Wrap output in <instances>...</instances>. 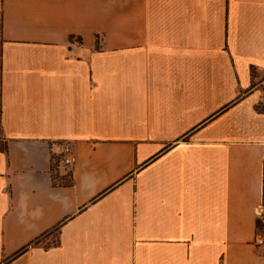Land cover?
I'll list each match as a JSON object with an SVG mask.
<instances>
[{
	"label": "crops",
	"instance_id": "crops-1",
	"mask_svg": "<svg viewBox=\"0 0 264 264\" xmlns=\"http://www.w3.org/2000/svg\"><path fill=\"white\" fill-rule=\"evenodd\" d=\"M259 207L264 0H0V264H264Z\"/></svg>",
	"mask_w": 264,
	"mask_h": 264
},
{
	"label": "built area",
	"instance_id": "built-area-1",
	"mask_svg": "<svg viewBox=\"0 0 264 264\" xmlns=\"http://www.w3.org/2000/svg\"><path fill=\"white\" fill-rule=\"evenodd\" d=\"M62 162L66 168H71L75 165L77 161V155L74 146L71 143H67L62 146ZM257 216L260 218L261 224L264 226V214L262 207H259L256 212ZM254 244L259 248H264V227L254 238Z\"/></svg>",
	"mask_w": 264,
	"mask_h": 264
},
{
	"label": "rangeland",
	"instance_id": "rangeland-1",
	"mask_svg": "<svg viewBox=\"0 0 264 264\" xmlns=\"http://www.w3.org/2000/svg\"><path fill=\"white\" fill-rule=\"evenodd\" d=\"M66 169V168H65ZM65 176H63V177H65V178H67V180L69 179V174H64Z\"/></svg>",
	"mask_w": 264,
	"mask_h": 264
}]
</instances>
